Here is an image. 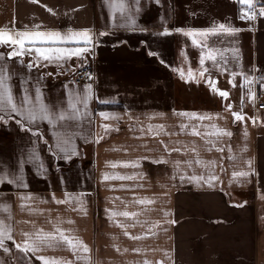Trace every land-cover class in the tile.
<instances>
[{"label":"crops","instance_id":"crops-1","mask_svg":"<svg viewBox=\"0 0 264 264\" xmlns=\"http://www.w3.org/2000/svg\"><path fill=\"white\" fill-rule=\"evenodd\" d=\"M253 3L264 5V0ZM113 10L108 0H0V28L40 25V30L61 32L87 29L94 36L87 59L73 58L62 67L42 64L29 70L28 56L23 64L19 58L7 60L10 49L0 47L5 55L0 63L11 74L18 103L25 93L34 98L39 88L41 105L61 109L69 102V92L83 95L86 84L92 88L89 115L82 110L78 119L57 127L44 121L29 125L41 136L22 131L13 120L0 122V170L17 179L0 184V205L9 206L0 211V220L11 227L15 243L24 246V233H55L60 228L90 251L74 254L66 244L51 241V247L42 244L25 254L13 240H5L8 251L0 247V264H42L37 259L41 256L66 264H264V125L250 119V114L254 118L264 112L256 110L264 89L252 85L256 98L251 103L245 94L244 122H234L226 111L229 103L232 111H241V78L232 87L230 72L243 69L252 77L264 76V16L241 20L237 0H128L127 11L117 12L115 19ZM219 24L240 30L206 37L208 48L217 50V60L229 72L206 60L208 72L200 77L202 49L178 30H209ZM166 30L169 34L162 35ZM189 67L196 79L187 82L173 71ZM46 68L62 73L50 72L52 78ZM84 68L93 69L94 78L78 83L76 71ZM209 76L229 93L227 100L210 90ZM101 111L118 119L102 120L97 115ZM181 112L214 119L188 120L176 115ZM102 124L111 130L105 133ZM181 124L189 127L181 131ZM149 125H163L169 134L153 135ZM211 125L232 135H204L212 131ZM192 126L202 135H190ZM99 136L103 139L97 143ZM163 145L181 151H165ZM157 159L167 162H152ZM197 159L204 165L195 163ZM189 160L191 167L185 163ZM131 162L139 166H122ZM233 172L249 175L233 179ZM210 174L218 177L212 186L180 179L195 175L206 180ZM105 175L135 179L106 180ZM28 196L32 199L21 200ZM144 199L154 203H136ZM123 212L137 215H110Z\"/></svg>","mask_w":264,"mask_h":264},{"label":"snow or ice","instance_id":"snow-or-ice-1","mask_svg":"<svg viewBox=\"0 0 264 264\" xmlns=\"http://www.w3.org/2000/svg\"><path fill=\"white\" fill-rule=\"evenodd\" d=\"M33 2H38V0H33ZM138 3V0H136ZM238 4L241 5V12L239 18L241 20H253L256 18L257 12L256 8H259V15L264 16V5H256L253 3V0H237ZM108 3L113 6V17L115 19L116 13L119 12L120 15H123L125 11H127L128 0H108ZM159 3V0H157ZM246 9V10H245ZM50 12L51 9H48ZM40 25H35L32 29H28L27 27L23 30H17L12 28H0V47H8L10 51L7 53V60H13L19 58V63H24V57L28 56L29 61L26 67L29 70L33 68H39L42 66H46L47 64H56L57 66L62 67V62H67L73 58L84 60L87 59V54L90 53L94 47V36L90 30H78L74 31L68 29L65 32L55 31V30H40ZM182 31L185 36L192 38V43L194 46H198L202 49V55L200 58V69L199 75L203 77L205 73L208 72V68L204 67L205 61L209 60L212 62L213 66L217 67L222 72H229L227 67L221 65V63L217 60V50L213 48H208L206 44V37L209 35H216L219 33L226 34H235L240 31L239 29L232 28L225 24H219L214 26L209 30H178ZM106 33H100V35H105ZM164 34H169L167 30ZM199 38V39H198ZM64 45H74V47H65ZM151 54V53H150ZM5 60L4 53H0V61ZM227 62L224 61V64ZM173 71H178L181 78L185 79L186 82L189 80L196 79V75L193 70L189 67L185 72L184 69H173ZM231 79L229 83L232 87H236L235 78L236 76H240L241 83L240 88L242 91L241 96V111L236 112L232 111V104H227L226 111H230L233 117L234 122H244L245 115L242 113L244 96L247 95L248 101L253 102L256 98V94L252 91V85L254 83H258L261 89H264V76L260 77H252L244 72H230ZM47 75H52L51 73H47ZM88 80H91L92 77L90 74L87 75ZM199 82V80H197ZM206 83L209 85L210 90L219 95L224 100H227L229 97V93L225 90H220L217 88V81L213 80L211 76L208 77ZM36 95L33 98L31 95L25 93L24 98L21 102H17L15 99V94L11 87V74L8 72L5 64L0 63V122L8 123L9 120H13L15 123L19 124L22 131H29L33 136H41L42 134L38 131H34L29 125H33L38 121H44L49 123L53 127L62 126L64 122L71 119H78L81 111L83 110L85 115H89L87 113V106L91 99V85L86 84L83 89V95L79 92H69V102L65 108L56 109V108H48L39 103L41 100V90L36 88ZM101 103H107L108 101H99ZM264 107V105H262ZM102 120L109 119H118V117L105 113L103 111L97 113ZM176 115L187 118L188 120H212L214 119L212 116L202 115L193 112H181L176 113ZM155 118V117H152ZM252 119V123H256L257 121L254 118ZM101 127L104 129L105 133L111 130V126L108 124H102ZM189 126L186 124L180 125V130L184 131ZM209 127V126H206ZM212 131L204 133V135H215L219 136H231L232 134L224 129H219L215 125L210 126ZM143 131V129H141ZM148 132L153 135H159L160 133L169 134L165 132L163 125H156L155 128L149 125ZM56 135V133H53ZM190 135L200 136L201 132L198 130L197 126H192L190 131ZM247 133H245L246 135ZM59 140L60 137L58 136ZM103 139V136H99L96 138L95 142L99 143V141ZM47 143V141H45ZM62 143L64 145H68L70 143L69 140H63ZM163 144V142L161 141ZM208 143H212L208 141ZM165 151H181L180 148L169 149L167 145H163ZM215 147V144H212ZM55 147L59 148L61 152H64L65 157H67V152L65 148H61L60 145H56ZM51 150V149H50ZM211 150V149H209ZM217 151H223L222 148H217ZM192 152H196V149L193 147L191 149ZM55 154V153H53ZM231 159V157H230ZM153 163H166L167 161L163 159L153 160ZM180 161L176 162V167L179 168ZM189 167L192 166L193 161L189 160L185 162ZM197 164L204 165L205 162L197 159L195 161ZM211 166H215V161L208 162ZM249 167H251V162H248ZM112 167H116L117 164H112ZM124 167H138V162L131 163H123ZM233 179L237 177H247L249 175L248 172H233ZM187 178L190 181H195L199 183L201 180H204L209 186H212L213 181L217 180L218 177L214 175H209L205 180L203 176H189L181 175L180 179L184 180ZM104 179H135V177H125V176H115L109 177L107 175L104 176ZM13 184L17 183V179L15 177H11L9 174L3 173L0 170V184ZM18 186L27 187V185L18 184ZM264 198V197H262ZM32 197H21V200H31ZM56 203H66L67 200H56ZM136 203L145 204V203H154L151 200H138ZM25 204H21V207H25ZM243 206V205H239ZM8 205H0V211H8ZM110 215H123L125 217L135 216L137 213H111ZM168 215V213H165ZM71 223V221H68ZM158 226V225H154ZM12 229L9 225H6L4 221L0 220V247H4L5 240H13L11 235ZM27 238L24 242V246L20 244H16L13 240V244L17 248L18 251L24 252H36L39 250L40 245H47L49 247L52 246L51 241H59L68 246V248L73 251L75 254L77 251H83L87 253L90 249L87 245L83 244L78 238L70 237L64 234V231L60 228L55 229V233H44L43 230H38L35 234L24 233ZM125 235H129L125 232ZM131 239H142L143 237H131ZM5 251H8V248L4 247ZM134 251H139V249H134ZM82 257L77 256V259H81ZM42 264H66L64 261L57 260L55 258H46V257H37ZM86 259V258H84ZM70 264V262H67ZM148 264V262H145Z\"/></svg>","mask_w":264,"mask_h":264},{"label":"built area","instance_id":"built-area-1","mask_svg":"<svg viewBox=\"0 0 264 264\" xmlns=\"http://www.w3.org/2000/svg\"><path fill=\"white\" fill-rule=\"evenodd\" d=\"M257 17H259V13L257 12ZM90 74L92 79L94 78V70L89 68V69H78L76 71V75H75V81H77L78 83L81 82H85V81H90L87 78V75ZM91 79V80H92ZM262 105H264V95L260 96L257 104H256V110H260V111H264V107H262Z\"/></svg>","mask_w":264,"mask_h":264},{"label":"rangeland","instance_id":"rangeland-1","mask_svg":"<svg viewBox=\"0 0 264 264\" xmlns=\"http://www.w3.org/2000/svg\"><path fill=\"white\" fill-rule=\"evenodd\" d=\"M234 6L236 5L237 6V3L236 1L234 2ZM244 62V61H243ZM249 64V61L247 62V65ZM244 67L242 68H245V63L243 64ZM243 69H240V70H236V72H242ZM228 78H231V77H228ZM235 79H240V76H236ZM247 101V100H246ZM247 103H251V102H248ZM249 114H250V111H249ZM250 117L253 118V116L250 114ZM254 119L257 121L256 124H258V126L260 127V125H264V112H259L257 114V116L254 117Z\"/></svg>","mask_w":264,"mask_h":264},{"label":"trees","instance_id":"trees-1","mask_svg":"<svg viewBox=\"0 0 264 264\" xmlns=\"http://www.w3.org/2000/svg\"><path fill=\"white\" fill-rule=\"evenodd\" d=\"M44 72H45L46 74H47V73H50V72H52V73H54V74H59V73L61 74V73H62V70H60V69L46 68V69H44ZM48 76L54 78L53 75H48Z\"/></svg>","mask_w":264,"mask_h":264}]
</instances>
